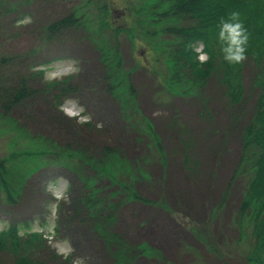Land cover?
Masks as SVG:
<instances>
[{"label": "rangeland", "instance_id": "rangeland-1", "mask_svg": "<svg viewBox=\"0 0 264 264\" xmlns=\"http://www.w3.org/2000/svg\"><path fill=\"white\" fill-rule=\"evenodd\" d=\"M103 1L0 0V85L17 87L24 79L31 90L0 116V159L23 174L18 194L6 198L0 192V230L15 226L22 244L36 237L37 249L27 248L28 254L43 264H208L214 261L209 243L246 264L250 226L240 228L237 221L249 180L243 127L260 93L255 65L244 62V101L230 113L215 76L203 85L188 68L174 73L170 51L152 49L151 29L161 19L152 15L150 2L133 0L144 2L135 12L129 0H106L110 28L94 33L87 19L97 21ZM76 10L78 25L47 30ZM100 49L121 53L120 85L112 82L122 75L111 74L110 58ZM125 84L134 88L132 104L124 102L123 96L132 99L129 91L120 92ZM37 140L46 144L42 156L35 152ZM101 141L119 154L113 183L108 174L98 175V159L91 155H98ZM53 150L59 156L49 154ZM80 150L87 156L77 160L73 153ZM50 182L58 199L46 191ZM125 182L130 194L152 204L133 199L122 189ZM111 233L135 251L130 260L120 257ZM15 257L1 250L0 264H14Z\"/></svg>", "mask_w": 264, "mask_h": 264}, {"label": "trees", "instance_id": "trees-1", "mask_svg": "<svg viewBox=\"0 0 264 264\" xmlns=\"http://www.w3.org/2000/svg\"><path fill=\"white\" fill-rule=\"evenodd\" d=\"M132 1L129 0L130 5L128 7L131 11L139 12V10L144 8V2L142 4H135V2ZM147 1L150 2L149 8L152 10V15H155L156 19H161V25H159V23L156 24V29L157 27L158 29H151V33H153L151 38L152 49L158 52L159 55L166 52L163 50L164 48L170 51V60L174 73L178 72V70L180 71V69L188 68L189 73L193 75L194 79L198 75V78L195 79L196 82L202 83L203 85L206 84L205 80L210 75L215 76L216 82L223 88L224 95L227 97V105L230 113L235 108L241 106L244 101L246 92L243 70L244 62L234 66L224 61L218 41V26L222 19L227 20L232 12L238 11L242 22L248 30L250 40L247 59L252 60L257 70L253 78V83L259 88L260 93L255 100L256 104L253 115L250 121L243 127L242 144L244 147L242 157H244L243 161L245 160L247 164L249 180L246 183L244 199L238 210L239 218L237 223L240 228L243 227L244 224L250 226L251 240L248 243L249 245L246 251L243 253L246 264H264V0ZM105 3L106 0H104L103 5L100 6L102 14L96 18V22L87 19L89 22L88 24L96 28H92L94 33L107 29V27L110 28L111 21L106 17L109 16L110 10H108V3ZM76 14L78 16L81 15V13L78 14L76 10L75 13H68L52 21L46 27L47 30L56 32L62 29V27L78 25L79 18H77ZM167 34H170L173 39L170 41L164 40L162 36ZM197 45L202 46L201 50L207 56V61L205 63H201L199 60V51L196 50ZM101 49V54L104 56L105 60L110 58V61L106 63L108 66H111V74L119 75V77L122 75L123 77L118 80L119 82H115L116 80L113 79L112 84L118 86L121 84L120 80L124 81L125 79L123 71L119 70L121 66V53L118 54L119 57H117L115 52L110 54L109 50L106 49L104 51ZM39 72L43 73V69H40ZM176 77L178 78V75H176ZM177 78L175 79L176 81L178 80ZM1 83L2 81L0 80V84ZM62 83L65 84L66 80L62 81ZM54 84L56 83H50L52 86H54ZM193 89L194 88H191L189 90ZM30 91V88L27 87V81L24 79H22V82L17 87L0 85V116L7 110L9 111L13 105L20 103L22 99L30 94ZM113 91L117 92V90ZM121 91H126L127 93L129 91L132 99L128 100L127 97L123 96L124 102L132 104L136 98L133 86L125 84L123 89H120V92ZM36 144L38 148L35 152L38 156L40 154V156L44 155L47 151L46 144L41 143L40 140H37ZM187 145L188 144H184L185 149ZM110 146H112V143L101 141L95 145V147H99L98 155H91L96 156V159H98L95 161L100 165V169L97 168L98 175L103 178L102 176L108 174L106 178H109L111 183H113L112 179L116 180V173L119 171V169H114L115 166H113V161L118 158L119 154ZM55 148L57 149L59 147L55 145L54 149ZM86 150L90 149L86 148L83 152L87 153L88 151ZM83 152L81 150L75 151L73 153L74 157L79 160L77 156H79V158L80 156H87ZM49 154L58 155L57 150H53V152ZM91 160L92 157L89 158L90 164H92ZM184 160V165L189 167L190 160L187 150L184 151ZM118 162L119 161H117V163ZM120 170L123 169L120 168ZM22 177L23 174L18 171L14 164L11 162L9 163V161L4 158L0 159V192L3 193L6 198H12L15 194L19 193L23 183ZM122 185L124 191H126L127 188L129 189V195H132L133 199L140 201L144 205L152 204L149 198L139 195L138 192H132L130 194L132 189L129 188L126 182ZM127 197L128 196H126V198ZM124 203L125 202H122V204ZM119 205L121 206L120 202L112 204V210L116 211L115 208H119ZM244 220H246V222H244ZM105 235L106 234L102 232L101 236L104 237V240L107 236ZM111 236L113 240H116V243L120 242L119 247L122 250V256L120 255V257H129L128 259H130V255L133 253V255H135V251L131 250L129 244L127 245L123 241L124 239L118 234L113 235V233H111ZM35 238L36 237H34L33 241L37 243ZM34 243L22 244V242H20L18 229L15 226L9 225L6 229L0 230V251L6 249L11 250L16 255L14 264H43L41 258H35L32 254H28L27 248H30V250L37 249L35 245H33ZM113 245L114 242L111 241L108 249L110 250ZM211 245V243L205 245L207 246L208 252H210L214 258L213 263L209 262L208 264H236L228 257H224V254L219 251L217 246ZM141 249L144 252L146 250L143 247H141ZM130 251L133 253L129 254ZM139 252L138 250V253ZM64 260L66 262V259ZM59 264H63V262ZM201 264H206V262L203 261Z\"/></svg>", "mask_w": 264, "mask_h": 264}, {"label": "clouds", "instance_id": "clouds-1", "mask_svg": "<svg viewBox=\"0 0 264 264\" xmlns=\"http://www.w3.org/2000/svg\"><path fill=\"white\" fill-rule=\"evenodd\" d=\"M218 41L220 43V51L223 54V59L230 65H240L247 60V51L250 36L247 28L240 18V13L234 11L230 14L227 20L222 19L219 23ZM199 51V49H197ZM199 60L201 63L207 61V56L200 54ZM46 191L58 199L55 193H51V182L46 188Z\"/></svg>", "mask_w": 264, "mask_h": 264}, {"label": "bare ground", "instance_id": "bare-ground-1", "mask_svg": "<svg viewBox=\"0 0 264 264\" xmlns=\"http://www.w3.org/2000/svg\"><path fill=\"white\" fill-rule=\"evenodd\" d=\"M98 3V2H97ZM99 4V3H98ZM106 4V3H105ZM107 6V5H106ZM106 6H104V7H106ZM111 8V7H110ZM101 13V12H100ZM108 15V14H107ZM106 17H108V16H106ZM104 19V18H103ZM59 21V20H58ZM105 21H107V20H105ZM76 23V22H75ZM79 24V23H78ZM78 27V26H77ZM49 35V34H48ZM100 36V35H99ZM98 36V37H99ZM52 37V36H51ZM64 37V36H63ZM54 38H56V37H54ZM53 38V39H54ZM191 48V47H190ZM181 60V59H180ZM108 85V84H107ZM65 86V85H64ZM103 87V86H102ZM71 88V87H70ZM67 89V88H66ZM113 89V88H112ZM37 90V89H36ZM111 90V89H110ZM120 243V242H119ZM140 244V243H139ZM184 244V243H183ZM110 251V250H109ZM181 251V250H180ZM110 253V252H109ZM185 253V252H184ZM187 253V252H186ZM126 254V253H125ZM142 254V253H141ZM137 257V256H136ZM140 257V256H139ZM129 258V257H128ZM113 259V258H112ZM162 259V258H161ZM226 259V258H225ZM130 260V259H129ZM135 260V259H134ZM169 260V259H168ZM204 261H205V259H204ZM217 261V260H216ZM135 263V262H134ZM189 263V262H188ZM224 263V262H223ZM156 264V263H155ZM207 264V263H206Z\"/></svg>", "mask_w": 264, "mask_h": 264}]
</instances>
